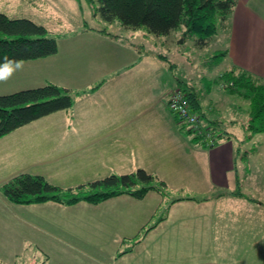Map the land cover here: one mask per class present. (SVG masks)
Listing matches in <instances>:
<instances>
[{"label":"rangeland","instance_id":"rangeland-1","mask_svg":"<svg viewBox=\"0 0 264 264\" xmlns=\"http://www.w3.org/2000/svg\"><path fill=\"white\" fill-rule=\"evenodd\" d=\"M95 8L87 0H0V12L44 25L48 29L47 35L57 40L60 55L65 58L70 57L73 46L76 50L84 48L86 43L80 41V34L85 27L107 29L112 38L138 51L139 55L165 54L170 63L164 61L163 64L165 68L172 65V80L174 85H179L175 88L189 90L192 87L207 107L215 106L221 125L217 131L234 134L225 138L234 144L235 150L238 149L231 189L220 193L204 183L208 173L206 156L200 159L199 154H207L209 150L193 142V149L188 146L193 158L190 170L184 172L186 179H171L165 172L169 179L166 194L151 191L142 203L130 196L131 201L118 203L121 199H116L102 205L86 202L72 206L53 202L12 204L8 211L0 203V228L8 227V230L0 229V246L14 241L18 233L27 238L23 244L27 249L25 255L11 262L0 258V264H62L70 261L100 264V260L113 258L117 249L121 253L134 246L136 252L117 263L132 258L139 264H264V133L248 139L244 124L250 101L240 94L230 93L227 87L231 85L221 78L229 70V62L223 54L227 46L226 24H219L217 33L208 43L199 46L194 35L185 36L184 28L174 29L169 35H156L145 28L126 27L118 20L109 23L96 13ZM96 49L104 51L98 44L92 48ZM39 124L34 123L31 130ZM34 133L28 128L25 130L27 136L4 139L0 151L13 148L16 150L11 154L29 152L35 146L31 139ZM245 152L249 154L246 156ZM66 162L68 160L61 163ZM172 174L176 175L175 172ZM235 191H241L257 202L236 197ZM222 195L227 197H217ZM189 197L197 198L173 202ZM117 205L135 212L139 221L144 218L142 223H145L138 230V219H135L125 231L126 240L121 247L113 234L105 232L106 226L100 225L104 220L97 215L106 210H121ZM16 210L18 215H15ZM32 222L43 226L48 233L34 229ZM151 226L155 228L147 232ZM35 240L44 242L45 248H39V244H34Z\"/></svg>","mask_w":264,"mask_h":264},{"label":"crops","instance_id":"crops-1","mask_svg":"<svg viewBox=\"0 0 264 264\" xmlns=\"http://www.w3.org/2000/svg\"><path fill=\"white\" fill-rule=\"evenodd\" d=\"M225 27L227 46L223 54L229 62V69L239 67L264 80V0H237ZM80 41L86 43L84 48L76 50L73 46L69 58L62 57L59 49L55 55L24 61L22 69L15 71L6 82H0V95L54 83L70 89L76 96L70 110L42 117L0 138L1 143L16 135L27 136L25 130L28 128L35 132L31 135L35 146L29 152L24 150L21 154H11L16 150L13 148L0 151V187L23 172L41 175L63 188L113 173H130L138 168L156 174L167 186L169 179L166 173L171 179H184V172L190 170L193 158L188 146L193 149L195 141L187 126L178 121L168 107L169 93L179 85H174L172 80V65L165 68L163 64L164 61L170 63L167 56L163 53L139 55L138 51L123 46L112 35L86 27L80 34ZM91 43L90 47L86 46ZM96 44L104 51L92 50ZM201 106V113L208 118L206 120L213 121L208 125L219 128L215 106L207 107L203 101ZM34 123L40 124L31 130ZM233 135L229 133L230 137ZM226 140L222 139L221 142L225 141L223 144L212 148L205 147L209 150L207 154H199L200 159L206 156L208 173L204 183L220 190V193L231 189L235 171L234 144ZM64 160L68 162L61 163ZM131 198L121 195L98 205L110 204L116 199H121L118 203H124L122 201H131ZM145 198L133 199L142 203ZM0 203L7 211L14 204L6 199L1 189ZM118 205L121 210H106L97 215L104 220L100 225L106 226L105 232L113 234L121 247L125 244V231L138 217L135 212L123 210ZM92 214L95 215L94 212ZM15 215H18L17 210ZM143 220H137L138 230L145 225ZM32 224L34 229L48 233L43 226ZM0 229L8 230V227ZM16 237L0 246L3 261L11 262L27 253L23 246L27 238L20 233ZM34 244L45 248L40 240H35ZM134 247L126 249V253H119L117 249L113 258L100 260V264H120L117 260L134 254ZM136 261L129 258L122 264H139Z\"/></svg>","mask_w":264,"mask_h":264},{"label":"trees","instance_id":"trees-1","mask_svg":"<svg viewBox=\"0 0 264 264\" xmlns=\"http://www.w3.org/2000/svg\"><path fill=\"white\" fill-rule=\"evenodd\" d=\"M87 1L94 5L96 13L109 23L118 20L126 27L135 30L145 28L148 33L156 35H169L174 29L184 28L185 36L194 35L199 46L208 43L209 38L217 33L219 24H226L237 4V0ZM96 30L110 35L105 28ZM47 34L48 29L42 24L24 17H10L0 12V63L4 57L24 62L57 54L58 42ZM221 78L232 86L227 87L230 93L240 94L250 101L247 122L244 124L248 139L264 133V80L239 67L229 69ZM98 86L91 91L96 90ZM183 90L192 108L202 115L204 124L210 127L208 123L213 121L206 120L208 118L201 113V99L197 92L192 87ZM74 103L75 94L70 89L54 83L0 95V138L42 117L70 110ZM211 129L215 133L213 146H207L200 138L194 137V141L212 148L219 145L222 139L230 138L229 133L225 131L217 133L215 126H211ZM245 153L246 156L249 154ZM234 154L236 170L238 149ZM166 188L165 181L143 168L130 173L110 174L67 188L57 186L41 175L23 172L0 187L6 199L14 204L55 202L68 206L81 202L98 205L121 195L140 200L151 191L165 195ZM233 195L257 202L241 191H235ZM183 199L196 198H178L173 202ZM153 228L154 226L149 227L147 232Z\"/></svg>","mask_w":264,"mask_h":264},{"label":"built area","instance_id":"built-area-1","mask_svg":"<svg viewBox=\"0 0 264 264\" xmlns=\"http://www.w3.org/2000/svg\"><path fill=\"white\" fill-rule=\"evenodd\" d=\"M168 107L194 137L200 138L209 147L215 144V133L204 124L202 115L192 108L183 89L175 88L171 92Z\"/></svg>","mask_w":264,"mask_h":264},{"label":"clouds","instance_id":"clouds-1","mask_svg":"<svg viewBox=\"0 0 264 264\" xmlns=\"http://www.w3.org/2000/svg\"><path fill=\"white\" fill-rule=\"evenodd\" d=\"M23 68V62L15 59L3 58V62L0 63V82H6L15 71Z\"/></svg>","mask_w":264,"mask_h":264}]
</instances>
